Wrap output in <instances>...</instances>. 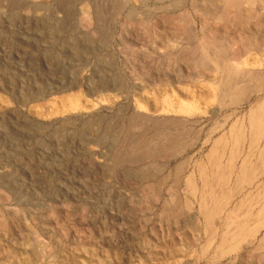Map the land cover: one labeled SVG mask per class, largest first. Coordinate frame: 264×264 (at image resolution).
I'll return each mask as SVG.
<instances>
[{
	"label": "rangeland",
	"instance_id": "374dc122",
	"mask_svg": "<svg viewBox=\"0 0 264 264\" xmlns=\"http://www.w3.org/2000/svg\"><path fill=\"white\" fill-rule=\"evenodd\" d=\"M204 1L0 0V264H214L193 253L186 161L264 103V4L203 34ZM195 50L244 71L249 100L218 105L224 72Z\"/></svg>",
	"mask_w": 264,
	"mask_h": 264
},
{
	"label": "crops",
	"instance_id": "0c3cea01",
	"mask_svg": "<svg viewBox=\"0 0 264 264\" xmlns=\"http://www.w3.org/2000/svg\"><path fill=\"white\" fill-rule=\"evenodd\" d=\"M260 108L258 101L250 111ZM250 111L186 161L184 190L199 233L193 253L208 256V263L264 256V111Z\"/></svg>",
	"mask_w": 264,
	"mask_h": 264
},
{
	"label": "bare ground",
	"instance_id": "6f19581e",
	"mask_svg": "<svg viewBox=\"0 0 264 264\" xmlns=\"http://www.w3.org/2000/svg\"><path fill=\"white\" fill-rule=\"evenodd\" d=\"M202 1V0H201ZM257 1L256 0H207V1H204V4H206L205 5V7H204V5H203V7L205 8V9H203L201 12L204 14V16H205V18H206V20L208 21V22H205V19L203 18L202 19V16H199L200 17V20H201V25H202V32L201 33H203V34H212V32H211V30H213L214 29V27H213V24H211V22L213 23V22H223V21H226V22H230V23H234L236 20H235V10L236 9H238V11L240 10V11H242L241 10V8H243L245 5H250V7H252V5H256L255 3H256ZM261 2L264 4V0H261ZM246 7V6H245ZM245 9V8H244ZM85 11V15L86 16H88L89 15V12L88 11H86V10H84ZM238 18V17H237ZM236 18V19H237ZM245 18V17H244ZM246 18H247V16H246ZM249 18V17H248ZM249 19H251V18H249ZM248 20V19H247ZM247 20L245 19V21L247 22ZM250 21V20H249ZM240 22V21H239ZM237 23V22H236ZM248 23V22H247ZM246 23V24H247ZM250 23V22H249ZM248 23V24H249ZM217 24V23H216ZM235 25V24H234ZM197 29V26H196V22L194 21V23L192 24V30H196ZM216 30V29H215ZM216 36V35H215ZM183 37V36H182ZM257 41V40H256ZM180 42V41H179ZM239 42V41H238ZM174 43H175V41H174ZM243 43V42H242ZM253 43V42H252ZM255 43V42H254ZM245 44V43H244ZM227 45V44H226ZM242 45V44H241ZM217 46V45H216ZM222 46V45H221ZM246 46V45H245ZM222 48V47H221ZM249 48H250V46H249ZM259 48V47H258ZM201 49V48H200ZM210 50V49H209ZM223 50V49H222ZM262 50H264V49H262ZM249 51V50H248ZM259 51H261V49H259ZM192 52V51H191ZM245 52H246V50H245ZM244 52V53H245ZM251 52V51H250ZM263 52V51H262ZM243 53V52H242ZM243 53V54H244ZM186 55H188V56H190V55H192V56H190V57H188V58H185V59H183V60H185L184 62L185 63H192L194 66H196V65H206V66H209L210 68L212 67V70L213 69H215L216 71H222V72H224V77H226V82H224L223 83V85H224V87L222 88L223 90H221V92L220 91H218L217 93L216 92H214L213 93V95H214V100H216L217 101V104L219 105V104H221L222 106L223 105H230V104H239L242 100L243 101H247V100H249V98H245V95H243L244 94V92L243 91H240V92H235V90H236V87H238L239 86V84H241V83H239L240 81H238V80H240V78H241V76L242 77H244V71H243V73L241 72V76H240V78H239V76L237 77V78H239V79H237V82H234V83H231V82H229V79L228 78H230L229 76H225V72L227 73V74H229L228 73V71H229V69H227V68H225V67H223V66H221V65H218L219 63H220V60H219V62H217V61H215V59H214V57L213 58H211L210 57V55H211V53H209V51H206V50H203V51H197V50H195V52H192L191 54H185V56ZM225 56V55H224ZM181 57H183V55L181 56ZM261 59V58H260ZM182 60V61H183ZM233 60V59H232ZM259 62V61H258ZM182 63V62H181ZM218 63V64H217ZM238 63V62H237ZM260 64H261V66H263L264 67V59H261L260 60ZM183 65H185V64H183ZM190 65V64H189ZM241 67H243V68H245L248 64H246V62H245V60H241ZM249 67H250V65H248ZM193 67V66H192ZM240 67V66H239ZM240 67V68H241ZM202 68V67H201ZM205 68V67H204ZM208 68V67H207ZM207 68H205V69H207ZM239 68V69H240ZM198 69V68H197ZM231 69H233V68H231ZM235 69V68H234ZM238 69V68H237ZM196 71V70H195ZM233 71V70H232ZM221 73V72H220ZM234 73V72H233ZM238 73V72H237ZM231 76V75H230ZM224 77L222 78V79H224ZM261 78V77H260ZM262 78H264V76H262ZM244 81V80H243ZM242 82V81H241ZM244 83V82H243ZM213 85H216V83H214ZM222 85V84H221ZM218 87L220 86V85H217ZM255 87L253 88L254 90H256V92H262L263 91V89H264V83H263V80H262V83H261V79L258 81V82H256V85H254ZM214 88H216V87H214ZM181 91V90H180ZM180 91H179V93L178 94H180ZM186 91V90H185ZM181 93H182V96L184 95L183 94V91H181ZM190 93H192L191 91H190ZM189 93V94H190ZM197 93V92H196ZM202 93V92H201ZM204 93V92H203ZM193 94V93H192ZM205 94V93H204ZM204 94H203V97H198L199 99H201V100H204ZM227 94H230L231 96H228V97H226V95ZM235 94V95H234ZM242 94V95H241ZM188 95V94H187ZM186 95V96H187ZM201 95V94H200ZM193 96H194V94H193ZM206 96V95H205ZM247 96L248 97H250V95L249 94H247ZM185 97V96H184ZM189 97V96H188ZM187 97V98H188ZM226 99H228V101L227 102H225V103H223L224 101H226ZM201 100H200V102H201ZM164 103H165V105L166 104H169V102L167 101V100H164ZM171 103V102H170ZM180 103V106H179V108L180 109H184V110H182V111H184V113H186V114H190V113H192V112H195L196 110H197V107H195V106H193V104H189V103H186L184 100H182L181 102H179ZM202 103H204V102H202ZM261 104V103H260ZM170 105V104H169ZM168 105V106H169ZM172 105V104H171ZM179 105V104H178ZM257 105V104H256ZM257 106H259V103H258V105ZM256 106V107H257ZM261 106V105H260ZM139 107V106H138ZM167 109V108H166ZM255 109V108H254ZM262 111H263V109L262 108H260ZM259 109V110H260ZM253 110V109H252ZM250 111V114H252L251 112H254V111ZM259 110H255V112L256 111H258V114L260 115V112L261 111H259ZM163 111V110H162ZM167 111V110H166ZM164 112V111H163ZM254 112V114H255V116H256V114H257V112L255 113ZM257 114V115H258ZM139 115V114H138ZM258 117V116H257ZM263 116H261V118H262ZM250 118H251V116H250ZM249 118V119H250ZM256 118V117H255ZM254 119V118H253ZM252 119V120H253ZM140 120V119H139ZM259 120V119H258ZM143 121V120H142ZM150 120L148 119V121L147 122H149ZM146 122V123H147ZM141 123V122H140ZM144 123H145V121H144ZM143 123V124H144ZM168 123V122H167ZM170 123V122H169ZM168 123V124H169ZM154 124V123H153ZM162 124H164V123H162ZM156 125H157V122H156ZM135 126V125H134ZM133 126V127H134ZM137 126V125H136ZM142 126V125H141ZM138 127H140V126H138ZM143 127V126H142ZM211 140V139H210ZM136 150V149H135ZM144 152V151H143Z\"/></svg>",
	"mask_w": 264,
	"mask_h": 264
}]
</instances>
